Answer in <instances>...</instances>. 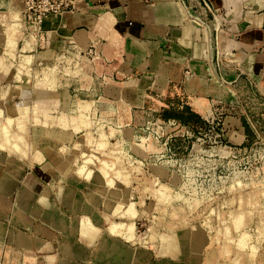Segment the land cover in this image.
Returning <instances> with one entry per match:
<instances>
[{"label":"rangeland","instance_id":"374dc122","mask_svg":"<svg viewBox=\"0 0 264 264\" xmlns=\"http://www.w3.org/2000/svg\"><path fill=\"white\" fill-rule=\"evenodd\" d=\"M36 36L22 8L0 11L1 153L32 168L49 158L51 173L102 213V230L144 252L141 264H264V135L229 143L231 119L244 109L256 113L259 103L243 95L240 107L219 106L207 123H187L184 115L181 123L176 98L165 112L94 102L108 73L100 52H44ZM75 99L91 102L83 120L71 117ZM167 241L177 247L173 254L161 249Z\"/></svg>","mask_w":264,"mask_h":264},{"label":"crops","instance_id":"0c3cea01","mask_svg":"<svg viewBox=\"0 0 264 264\" xmlns=\"http://www.w3.org/2000/svg\"><path fill=\"white\" fill-rule=\"evenodd\" d=\"M74 2V11L43 19L36 47L99 51L108 73L94 102L135 109L150 104L165 112L176 98L177 114L191 112L207 123L219 106L240 107V97L248 95L260 107L231 119L229 143L245 146L264 135V0ZM22 6L23 0H0L5 13ZM7 43H13L10 34ZM84 102L86 118L91 102ZM74 104L77 116L80 100ZM52 165L46 158L41 168H32L0 151V264H141L144 252L102 230V213L61 174L51 173ZM171 248L162 242L163 251L173 254L177 247Z\"/></svg>","mask_w":264,"mask_h":264},{"label":"built area","instance_id":"2783aa9c","mask_svg":"<svg viewBox=\"0 0 264 264\" xmlns=\"http://www.w3.org/2000/svg\"><path fill=\"white\" fill-rule=\"evenodd\" d=\"M75 0H23V20L35 31L48 16L74 11ZM90 52V51H88Z\"/></svg>","mask_w":264,"mask_h":264},{"label":"bare ground","instance_id":"6f19581e","mask_svg":"<svg viewBox=\"0 0 264 264\" xmlns=\"http://www.w3.org/2000/svg\"><path fill=\"white\" fill-rule=\"evenodd\" d=\"M51 62H54V61H51ZM20 81V80H19ZM41 88V87H40ZM39 88V91H37V93L39 92V93H42V89H40ZM231 92V91H230ZM39 102H41V101H39ZM86 102H84V101H80V104H79V111H80V114L79 115H77V116H74V118H73V121H74V119L75 120H83V117H84V115H83V113H84V110H87V105L85 104ZM63 118V117H62ZM64 119V118H63ZM60 121L61 122H65L64 120H62V119H60ZM8 122V121H7ZM60 122V125H62V123ZM9 124V123H8ZM63 124H65V123H63ZM64 128V127H63ZM4 129V128H3ZM4 131V134H6L7 136L9 135L8 134V132H7V130L5 131V129L3 130ZM37 132L36 133H38V134H40L41 133V129H40V127L36 130ZM64 131V130H63ZM66 132V131H65ZM35 157L36 158H39V155H35ZM48 199V198H47ZM74 199V198H73ZM78 199V198H77ZM44 200V199H43ZM47 202V201H46ZM75 202V201H74ZM44 205V204H43ZM75 205H77V204H75ZM79 224V223H78ZM81 224H82V222H81ZM84 224V223H83ZM87 224V223H86ZM85 226L86 225H84V228H85ZM89 226V225H88ZM115 226H117V225H115ZM79 228H81V225L79 224V226H78ZM111 227V226H110ZM108 228V229H110V230H113L112 231V233H115V232H117V231H119L118 229H121V227L119 226L118 228H116V230L117 231H114L115 229H114V227L113 228ZM129 227H125L124 229H128ZM82 229V228H81ZM123 229V230H124ZM84 230V229H83ZM109 230V231H110ZM123 230H122V232H123ZM80 232H81V230H79ZM84 231H86V229L84 230ZM88 231V230H87ZM129 231H130V228L128 229V231H127V234L129 233ZM121 231H119L118 233H120ZM82 233V235H84L83 234V232H81ZM117 233V234H118ZM124 233V232H123ZM130 234V233H129ZM128 234V235H129ZM131 234H132V232H131ZM186 234H188V233H186ZM185 234V239H188V236H190V235H186ZM121 235H122V233H121ZM123 235H125L126 236V233H124ZM96 236V235H95ZM125 236L123 237V238H125ZM132 236L130 235V237H126V239H128V240H131L132 238H131ZM244 239V238H243ZM221 241V240H220ZM228 241V240H227ZM241 241V240H240ZM174 242H176V241H174ZM90 244V243H89ZM167 245H168V247L169 248H171V247H174L175 245L173 244V243H169L168 241H167ZM167 246H166V248H168ZM172 249V248H171ZM253 255V254H252ZM230 262V261H229ZM232 264V263H231Z\"/></svg>","mask_w":264,"mask_h":264},{"label":"trees","instance_id":"16d2710c","mask_svg":"<svg viewBox=\"0 0 264 264\" xmlns=\"http://www.w3.org/2000/svg\"><path fill=\"white\" fill-rule=\"evenodd\" d=\"M175 119H179V121H181V123H182V122H183V123L186 122V120H187V123H188L189 121H193V123H194V120L197 119V117H196V115H194L193 113L190 112L186 120L183 119V117H182L181 114H178V115L175 117Z\"/></svg>","mask_w":264,"mask_h":264}]
</instances>
